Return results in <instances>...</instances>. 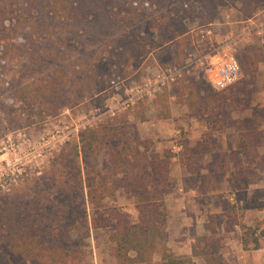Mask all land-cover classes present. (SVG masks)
<instances>
[{"label":"rangeland","instance_id":"rangeland-1","mask_svg":"<svg viewBox=\"0 0 264 264\" xmlns=\"http://www.w3.org/2000/svg\"><path fill=\"white\" fill-rule=\"evenodd\" d=\"M177 10L191 20L186 41L131 67L107 92L81 106H55L52 114L42 105L22 104L16 91L41 84L58 66L44 63L28 73L37 52L23 39L18 43L28 45V57L4 58L0 50V190L33 186L87 127L120 125L153 153L173 155L162 192L165 239L141 264H160L165 251L194 264H264V8L249 18L241 3L226 1L209 25L201 24L197 0ZM231 57L241 78L216 90L209 65ZM111 154L112 148L81 152L79 202L90 230L77 264H119L111 241L118 220L110 219L108 228L92 226L91 186L108 181L116 192L115 201H105L106 219L117 211L139 221L137 197L114 175Z\"/></svg>","mask_w":264,"mask_h":264},{"label":"trees","instance_id":"trees-1","mask_svg":"<svg viewBox=\"0 0 264 264\" xmlns=\"http://www.w3.org/2000/svg\"><path fill=\"white\" fill-rule=\"evenodd\" d=\"M192 1L0 0L4 58L28 57V45L18 43L23 39L37 52L32 54L28 73L44 63L58 66L41 84L18 88L17 99L47 107L52 114L55 106H81L107 92L126 78L131 67L149 63L157 53L171 52L188 39L191 20L181 17L177 9H189ZM226 1L241 3L249 18L255 9L264 8V0H197L204 15L201 24L214 23L216 11ZM106 148H112L114 175H120L122 186L137 197L139 221L132 223L117 211L104 217L105 201L117 197L108 181H102L88 193L97 215L92 226L108 228L110 219L116 218L111 241L119 264L151 261L165 239L162 192L173 155L153 153L147 141H136L123 126L108 124L87 127L79 142L66 143L47 175L37 178L33 186L0 190V264H77L83 259L90 225L79 202L83 194L80 156ZM160 264L194 263L165 251Z\"/></svg>","mask_w":264,"mask_h":264},{"label":"built area","instance_id":"built-area-1","mask_svg":"<svg viewBox=\"0 0 264 264\" xmlns=\"http://www.w3.org/2000/svg\"><path fill=\"white\" fill-rule=\"evenodd\" d=\"M209 80L216 90H225L241 78V68L238 61L234 58L222 60L221 63L209 65Z\"/></svg>","mask_w":264,"mask_h":264}]
</instances>
